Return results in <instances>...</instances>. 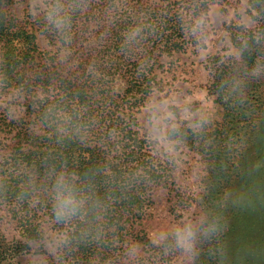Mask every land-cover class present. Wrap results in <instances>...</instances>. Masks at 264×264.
<instances>
[{
    "label": "trees",
    "instance_id": "obj_1",
    "mask_svg": "<svg viewBox=\"0 0 264 264\" xmlns=\"http://www.w3.org/2000/svg\"><path fill=\"white\" fill-rule=\"evenodd\" d=\"M219 1L226 0H200L197 10L207 11L209 15L211 7ZM12 2L7 0L8 6ZM195 2L197 0H124L118 11L111 12V0H91V6L74 17L71 52L67 60L61 59V72L43 63L34 32L17 24L14 18L12 23L0 24V70L6 72L8 78V87L4 90L14 91L19 83L28 113L41 123L40 131L43 129L41 134L32 132L25 127L24 120L7 125L17 124L12 130L16 131L17 145L11 158L12 169L5 171L0 179L6 185V196L0 192V201L13 208L23 237L35 236L42 228L40 220L45 211L50 213L46 194L34 196L26 205L18 202L17 193L25 187L24 176L38 173L42 177L49 164L64 162L90 174L95 190L106 196L109 204L106 221L110 225L109 239L102 245L81 243L71 253V264L125 263L122 249L131 238L140 239V227L151 216L155 193L162 183H167L168 172L162 162L146 150L148 142L137 129V113L158 85L155 66H160V59L194 46L183 16ZM3 14L8 12L0 8V15ZM136 22L145 24L144 39L126 50L121 43L123 34ZM227 28L232 31L234 47L239 45L242 35H247L240 26ZM260 57L264 58V43L253 45L250 51L243 53L240 63L234 61V66H228L230 69L223 55L215 56L220 64L215 69L212 87L216 95L214 102L222 110L225 95L220 91L222 81L236 74L237 65L241 69ZM91 66L98 69L94 76L90 75ZM118 82L124 84V92L115 89ZM258 83V79L244 81V91L251 87L255 90ZM53 104L63 111L83 112L90 117V135L85 140L69 136L58 142L43 117L45 106ZM196 137L206 139L209 134ZM209 155L223 162L220 158L223 151L219 148L211 147ZM136 169H143L148 179L122 186L123 179ZM208 204L221 219L220 204L213 201ZM263 221L258 219L253 225L264 227ZM222 237L223 232L221 241ZM10 245L0 230V264L12 256L14 247ZM219 245L223 250L222 243L204 248L197 264H223V256H218L216 251ZM246 252L244 248L240 264H250ZM260 253L263 255L258 256L255 264H264V251Z\"/></svg>",
    "mask_w": 264,
    "mask_h": 264
},
{
    "label": "rangeland",
    "instance_id": "obj_2",
    "mask_svg": "<svg viewBox=\"0 0 264 264\" xmlns=\"http://www.w3.org/2000/svg\"><path fill=\"white\" fill-rule=\"evenodd\" d=\"M27 3L28 0H16L15 6L12 2L6 10L17 24L25 26L36 34L43 63L51 69L56 67L61 72V59L64 56L61 55L57 59L59 41L49 36L41 24L36 23L35 13L32 20L26 18L24 9ZM243 11V0L219 1L209 12L211 27L207 48H201L199 45L189 46L184 52L163 56L159 61L160 66H155L158 85L152 92L158 91L160 97L165 100L179 96L191 103L195 110L210 117L212 123L204 133L209 134V138L206 139H197L191 131H185L183 146L178 149L180 158L176 166L159 159L149 143L146 146L149 154L159 159L168 172L167 183L164 185L162 183V187L155 193L151 216L140 227L138 242L142 245H148V234L157 227L176 223L179 219L194 214L203 215L205 211L216 214L208 204L213 201L223 208L221 219L226 227L222 231V241L220 235L207 244L199 246L198 259L204 248L214 246L216 243L223 245V264H240L244 248L247 250L246 255L250 264H255L258 256L263 255L259 252L264 251V227L253 224L258 219L264 220V143H262L264 78L258 79L259 86L255 90L251 87L244 91L242 102L226 94L223 95V110L214 102L216 95L212 87L215 69L220 64V60H216L215 56L223 55L227 67L234 66V61L238 63L241 61V56L235 55V47L231 42L232 31L227 26H240ZM253 63H264V58L260 57L241 69H238L240 66L237 65L234 70L236 74L247 76L245 74L249 72ZM253 80L254 78L247 77L245 82ZM115 89L117 91L122 89L124 92L126 88L123 83L118 82ZM12 92L3 89L0 91V98L7 96L11 99ZM145 103L146 100L137 113V129L143 138L145 137ZM24 104L26 103L21 97L20 106L16 109L15 121H12L11 116L6 118L0 112V179L5 171L9 172L8 170L12 169L11 158L17 145V139L14 137L16 131L12 132V130L16 129L15 126L20 120H24L28 130L43 133V129L40 131L41 123L34 120L33 115L31 117L28 111L25 112ZM11 122L17 124L8 127L7 125H12ZM211 147L223 151V157H220L223 162L209 155ZM254 193H257V196ZM45 212L42 221L40 220L41 229L52 226L49 222L50 213ZM247 218L249 221H246ZM16 220L13 208L0 201V230L10 242V247H14L12 256L3 264H24L19 253L25 245L17 239L23 236L20 224ZM250 225H253V228H250ZM132 239L130 241H133ZM219 248L221 249L220 245ZM122 260L124 264H128L124 257ZM36 264H56V262L51 257L46 259L41 257ZM140 264H183V262L179 257L162 255L158 249L149 245L144 249Z\"/></svg>",
    "mask_w": 264,
    "mask_h": 264
},
{
    "label": "clouds",
    "instance_id": "obj_3",
    "mask_svg": "<svg viewBox=\"0 0 264 264\" xmlns=\"http://www.w3.org/2000/svg\"><path fill=\"white\" fill-rule=\"evenodd\" d=\"M200 0L188 6L184 12L185 23L190 39L194 45L207 48L211 27V17L207 11L197 10ZM124 0H111V12L118 11ZM16 0H13L15 6ZM91 6V0H28L24 9L27 19L36 14L37 24L44 31L59 41L57 59L61 55L67 60L71 52L74 17ZM7 0H0V8L8 9ZM243 14L240 27L247 35H242L239 45L235 47V55L242 56L252 46L264 43V0H243ZM42 17V19H41ZM13 22L12 15H0V24ZM145 24L136 22L125 30L121 43L129 49L144 39ZM90 75L98 71L91 66ZM247 77L264 78V63H253L247 76L232 75L222 81L220 91L239 101L244 99V81ZM8 87L6 72L0 70V91ZM23 92L17 83L15 90L0 98V112L5 117L16 120V109ZM25 107V112H27ZM45 123L51 126L58 142L69 136L85 140L91 133L92 121L83 112L75 114L63 111L58 105H46L43 114ZM212 123L205 113L195 110L191 103L179 96L168 100L162 99L159 92H150L144 106V131L146 141L156 156L165 163L176 166L184 143V133L191 131L201 136ZM143 169L133 170L123 179L122 186L147 180ZM43 182V183H42ZM24 189L17 193L18 202L26 205L34 196L46 194L50 201V228L38 230L35 236L18 237L25 247L19 253L24 264H36L39 258H48L56 264H71V253L84 242L102 245L109 239L110 225L107 221L109 204L106 196L97 192L90 174L70 167L64 162H53L44 170L43 176L26 174L23 178ZM0 192L6 196V185L0 182ZM243 198H241L242 200ZM226 227L220 217L210 211L203 215L194 214L181 218L176 223L157 227L148 234V245L138 241H130L122 249L123 257L128 264H140L144 249L149 245L158 249L162 255L179 257L183 264H197L200 245L207 244L219 237ZM218 256L223 250L218 248Z\"/></svg>",
    "mask_w": 264,
    "mask_h": 264
}]
</instances>
